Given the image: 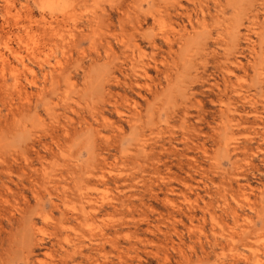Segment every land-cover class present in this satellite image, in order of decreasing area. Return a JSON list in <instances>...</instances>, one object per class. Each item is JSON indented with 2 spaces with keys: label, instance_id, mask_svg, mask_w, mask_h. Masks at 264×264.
<instances>
[{
  "label": "rangeland",
  "instance_id": "rangeland-1",
  "mask_svg": "<svg viewBox=\"0 0 264 264\" xmlns=\"http://www.w3.org/2000/svg\"><path fill=\"white\" fill-rule=\"evenodd\" d=\"M0 52V264H264V0H0Z\"/></svg>",
  "mask_w": 264,
  "mask_h": 264
},
{
  "label": "bare ground",
  "instance_id": "bare-ground-1",
  "mask_svg": "<svg viewBox=\"0 0 264 264\" xmlns=\"http://www.w3.org/2000/svg\"><path fill=\"white\" fill-rule=\"evenodd\" d=\"M58 32V31H57ZM182 32V31H181ZM187 34V33H186ZM58 36H60V35H58ZM63 42H64V40H63ZM30 43V42H29ZM6 45H7V43H6ZM254 46V45H253ZM9 47V46H8ZM30 49H31V46L29 47ZM28 48V49H29ZM33 48V47H32ZM9 49V48H8ZM29 49V51L31 52V54L33 53V51H31ZM33 49H35V48H33ZM32 49V50H33ZM10 50H12L11 49V47H10ZM36 50V49H35ZM28 51V50H27ZM11 52H13V50L11 51ZM16 52V51H15ZM35 52V51H34ZM18 53V52H17ZM36 53V52H35ZM34 53V54H35ZM17 56H18V54H16ZM37 55V54H36ZM22 56V55H21ZM4 57H5V55H3V53H1L0 52V58L2 59V60H4ZM19 57V56H18ZM7 61V60H6ZM236 61V60H235ZM2 62V61H1ZM4 62V61H3ZM8 63V62H7ZM22 63L24 64V61H22ZM241 63V62H240ZM5 65V64H4ZM57 65H59V66H61V61H57ZM12 66V65H11ZM24 66H27V65H24ZM14 69H16V68H14ZM3 67H2V70H1V68H0V71H1V73H0V75H2V77L3 76H5L4 75V73H2L3 72ZM17 70V69H16ZM55 70H57V66L55 65L54 66V71ZM263 70H264V68H263ZM14 71V70H13ZM146 71V70H145ZM261 71H262V68H261ZM147 72V71H146ZM2 77H0V78H2ZM13 80H14V86H15V88L17 89V91L19 92V93H23L22 91H21V88H20V79H19V75H13ZM6 82H7V80H6ZM30 82L33 84V83H36V80H35V76H33V78L30 80ZM4 84H5V82H4ZM6 86V85H5ZM8 86V85H7ZM10 86V85H9ZM26 93V92H25ZM131 120H133V119H131ZM113 198V197H112ZM92 199V198H91ZM101 203V202H100ZM89 234H92V233H89ZM90 238V237H89ZM71 239V238H70ZM254 256V255H253ZM255 257H257V259L255 260V262H256V264H261L262 263V258L259 256V254L258 253H255Z\"/></svg>",
  "mask_w": 264,
  "mask_h": 264
}]
</instances>
